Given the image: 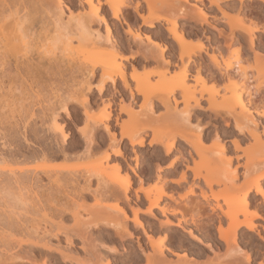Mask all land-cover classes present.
<instances>
[{
	"label": "rangeland",
	"instance_id": "1",
	"mask_svg": "<svg viewBox=\"0 0 264 264\" xmlns=\"http://www.w3.org/2000/svg\"><path fill=\"white\" fill-rule=\"evenodd\" d=\"M4 1H0V18H6L9 22L20 21L23 32L29 36L30 41L33 38L40 42L39 33H43L47 29H53L57 21H61V24L59 22L58 24L62 27L67 25V16L60 18L55 10L42 8L41 0ZM72 1L78 4V0ZM111 1L119 5H133L130 0ZM202 1L205 3L204 11L208 13L207 17L210 24L198 21L196 15L193 14L194 16L191 15L189 18L178 19V30L185 34L188 49L198 52L202 49L207 51V53H212L217 51L218 46L224 49V37L228 35L229 28L226 23L215 17L216 13L210 12L208 0ZM225 1L228 4L234 3L228 0ZM173 2V0H152L153 4L162 7L161 11L154 14L149 11L147 5L143 2L141 12L146 17L151 16L155 19L174 17L177 10L171 11L163 7ZM189 2L187 6L193 11H198L196 7L198 6L199 8L202 5L201 2L196 0H189ZM66 3L70 6L69 2ZM256 10L259 15L253 19L252 24L248 23L250 27L264 26L263 13L259 12L260 10L258 11V9ZM129 15L135 19L133 21L130 20ZM231 15L237 17L234 12ZM106 19L113 32L115 29L112 23H116L117 30L124 39L123 44L127 48V39L129 37L126 31L136 21L141 24L139 32L143 38L144 35H155V40L161 43L167 54L179 51L177 42L171 38L169 32L165 29V20L161 19L162 21H158L156 23L157 28L147 30L146 26L142 25V20L136 16L131 8H124L123 16L119 22L110 19V17ZM95 28H99L102 33H105L104 25L99 24ZM220 31L224 37L220 36ZM37 36L39 37L38 40ZM256 36L253 46L248 37L244 36L241 38L242 42L238 48V54L243 60V65L250 79L247 84H251L254 93V77L259 70L264 71V48L261 47L260 43V41L264 42V34L257 33ZM235 45L236 42L233 43L234 47L232 49L227 50L225 56L236 55L234 48H237V46ZM54 49L57 51V55L61 56L59 49L56 47ZM1 51L0 54L3 53ZM30 51L32 53L30 52L28 55L29 63L26 62V65H22L19 68L16 67L15 62L12 60L9 61L10 63H5L6 65L3 64L4 60L0 58V258L3 256L1 254L8 253L9 242L13 243L18 240L24 243L29 241V243L33 244L35 246L33 249L35 260L40 262L46 258L49 264L52 262V264H88L93 262L91 260H97L98 258L105 260L106 257H109L107 259L111 261V264H146L144 255L138 249L137 241L144 244L149 237L154 244L159 245L163 241L165 246L170 248L173 253L166 252L168 260L176 262L179 255L187 259L182 264H190L191 262H193L191 264H213L208 261L214 257V251L217 252L218 250L211 241L205 240L196 229H181L173 225L168 227L161 224L167 218L173 224H176L177 220L183 219V216L188 219L192 215L190 213L198 214L196 216L207 224L208 216L206 217L205 215L209 213L208 207L200 204L204 203L200 196L203 181L195 180L192 172L186 169V163L181 159L179 160V157L177 161L174 160L175 166L173 168L170 166L177 150L183 152L187 157V162L192 164V157L197 159V156L193 151H191L193 153L191 158L187 155L191 148L183 141L177 142V150L171 155H167L161 146L156 144L150 146L149 141L145 144V148H132L127 139L122 140L120 136L122 127L120 129V126L118 127L114 120L107 122L111 132H107L103 127L98 128L94 132V143L91 147H88L85 137V134L86 136L88 135L87 132L85 133L86 129H88V127L86 128L88 124L86 113L91 118L102 116L107 111L105 103H107L108 97L106 95H108V92L104 99H100L96 92L90 94L88 97L92 104L85 110L82 104L85 100L86 92H82V89L83 87L86 88V86L82 78L79 77L81 80L77 78L75 83L67 77L60 79L59 76L56 77L57 81L54 78V80H50L51 76L47 75L46 72L48 70L47 66H49L48 58L51 55L41 59L39 51L35 47ZM41 52H44V50L42 49ZM201 55L206 64L209 60L207 54L203 52ZM41 56L44 55L42 54ZM140 60V58L132 60V64L137 65L136 63L140 62ZM176 61L177 59H175ZM51 62L56 65L61 61L59 59L56 62ZM60 64L65 65L66 62H61ZM126 65L130 74L131 64L126 63ZM177 68L167 71L156 67V65L140 67L137 72L138 79L143 80L148 76V80H150L146 87L147 96L149 95L154 99L159 94L160 89L169 84L172 73L173 71H178L179 68ZM36 72H39V74H36ZM35 76H38V80L40 79L39 81H42V84L38 80L39 83L36 81L37 77ZM39 76L42 77V80ZM65 79L66 81H64ZM131 84L133 89H135L136 84L132 81ZM189 85L191 90L188 97L190 99L200 100L204 98L201 100V105L204 109L197 110L196 117L202 127L203 138L207 139L205 145L210 146L206 147H215L214 144L216 143L214 142L213 144L214 139L212 138L218 132L225 139L226 147L229 149H227V153L229 156L233 155L232 163L234 167L238 165V172L241 174L243 171L241 166L244 163V159L239 157L236 160L235 155L239 151L232 145V142H235L236 139L241 144L239 145L244 148L248 144V136L244 135V133H239L235 129L233 121H231V127L226 128L222 119L213 117L215 116L214 112L205 110L208 108L206 99L219 91H223L226 87V80L221 77L217 70L209 71L204 68L201 75L193 71ZM116 87L121 89L122 86L117 84ZM73 92L76 93L74 97ZM129 96V92L124 95L125 101L119 96L112 98L114 103L112 104L113 109L111 112L114 118L121 116L124 121H128L127 116L121 112L120 108L124 102H128ZM254 97L255 100L263 98L264 89L254 95ZM176 98L178 106L181 108L182 104L180 101L182 100L180 95L177 94ZM132 101L138 104V109V106L143 103V97L135 95V99ZM65 104L68 108L67 113H64ZM218 108L221 109L220 107ZM155 110L158 115L164 111L162 106L156 102ZM54 114L58 115V122L61 126L63 125L64 131L68 135L69 139L66 143L62 139L55 137L52 129ZM156 118L157 115H154V117L150 118L151 120L145 118L144 122L127 123L123 129L153 127L162 132H172L173 127L167 123L156 122ZM197 121L195 122L194 119L193 123L197 124ZM148 134L147 139H149L151 132H148ZM114 139L119 142L121 156L115 157L113 153L112 160L116 159L123 163V168L127 169L133 178V188L129 196V203L122 196H113L102 183L101 185L99 184L92 173L93 168L105 155V151L110 149ZM212 145L213 147H211ZM136 155L139 158L138 163L135 161ZM181 173H185L187 176L188 184L185 183L182 188L178 189L170 184L174 180L177 181ZM158 175L165 178V189L171 193H169L170 195L174 196L173 200H166L167 202L165 203H169L168 205L171 208L178 209V213L164 215L159 209H155L153 215L147 214L148 200L144 194H138L137 191L142 183L143 186L149 187L150 178H156ZM242 181L243 179L238 183V186H242ZM193 183L198 184L197 187H193L195 188V194L190 195L191 197L188 198V201L187 199H181V196L188 189V185H193ZM253 197L254 194H252V199ZM257 199L259 202L256 203L255 207L260 211H258L260 214H264V200L261 198ZM116 204L126 210L130 219L133 211H137L141 221H143V228H136L137 230L134 229L133 223L130 220L128 221L130 231L133 234L132 237L121 239L117 236L115 228L109 223L94 221L88 216L89 212H100L104 208H107V211H111V207ZM78 211L83 215L82 219L86 221L85 225L83 223L82 226H77L74 216ZM206 224L205 227L207 228L205 231H210L214 238L217 239L218 222L215 220ZM189 230L193 231L194 236L189 235ZM243 232L247 233L244 230ZM164 235H166V241L164 240ZM239 242L243 243L242 249L250 253L253 256V260H256L260 254L264 255V242L260 239L248 241V239L241 238ZM97 256L99 257L97 258ZM219 256H221L220 260L214 264H220L222 261L230 259L229 253L224 248L220 251ZM260 262L261 260H257L254 264H259Z\"/></svg>",
	"mask_w": 264,
	"mask_h": 264
},
{
	"label": "bare ground",
	"instance_id": "2",
	"mask_svg": "<svg viewBox=\"0 0 264 264\" xmlns=\"http://www.w3.org/2000/svg\"><path fill=\"white\" fill-rule=\"evenodd\" d=\"M173 1V3H169L163 7L171 11L177 10L176 15L165 19H163L164 17L155 19L151 16L146 17L141 12L143 2L152 14L161 11L162 7L153 4L152 0H130V2H133L132 6L131 4H114L111 0H78V4H75L72 0H41L42 8L55 10L60 18L67 16V25L62 27L58 24L59 21L54 20L57 23L55 22L56 25L53 29L45 28L47 30L43 31V33L38 32V36L42 41L40 39V42H37L33 38L30 41L29 36L23 32L20 21L14 20L9 22L6 18V20L0 18V50L3 51L0 54V58L4 60L3 64L12 60L15 62L16 67L19 68L22 65H26V62L29 63L30 59L28 55L34 47L39 51L41 59L46 58L47 55H51L48 58L49 66H47L48 70L46 72L47 75L51 76L50 80L54 78L57 81L56 77L59 76L60 79L67 77L75 83L77 78H82L86 86V88L83 87V91L81 90L82 92H86L85 100L82 104L85 110L92 104V101L88 97L90 94L96 92L100 99H104L108 92V95H106L108 97L107 103H105L107 111L102 116L91 118L86 113L88 123L86 128L88 127V129H86L85 133L87 132L88 135L84 134L88 147H91L94 143V132L98 128L103 127L107 132H111L110 126L107 124L110 120H114L116 125L120 126V129L122 127L120 136L122 140L127 139L132 148H145V144L149 141L150 146L153 144L161 146L167 155H171L177 150L178 141L185 142L191 148L187 155L191 158L193 156L191 151H193L197 159L192 157V164H189L186 155L177 150L170 166L173 168L176 164L174 160L177 161L179 157V160L181 159L186 163V169L192 172L193 178L203 181L200 196L204 203L200 204L208 207L209 213L205 215L206 217L208 216L207 224L215 220L218 222V236L215 239L210 231H205L207 228L205 227L206 223L196 216L198 214L190 213L192 215L188 219H185L183 216V219L177 220L176 224H173L167 218L161 224L168 227L173 225L181 229L194 228L202 234L201 236L205 240L211 241L218 251L215 252L211 248L214 251V257L209 259V263L214 264L218 262L221 258L219 253L224 248L229 253L230 259L224 260L220 264H254L257 260H261L259 264H264V255L260 254L256 260H253V256L242 249L243 243L239 242L241 238L248 239V241L260 239L264 242V214H260V211L255 207L256 203L259 202L257 198L264 200V97H261L259 100H255L254 97V95L264 89V71L259 70L254 77L253 89L255 90V94L252 91L251 84H247L250 79L243 65V60L238 54V48L242 42L241 38L244 36L248 37L253 46L257 37L256 34H264V26H248V23L252 24L253 19L259 15L256 9L263 13L262 20L264 21V0H228L229 2H234L233 4H228L225 0H208L210 12L216 13L215 17L226 23L229 28L226 37L223 36L221 31L219 33L220 36L222 35L225 38L224 49L218 46L217 51H213L212 53H207V51L202 49L199 52L188 49L185 34L178 30V19L189 18L191 15H196L197 20L200 22L209 23L208 13L204 11L205 3L202 0H196L202 4H200L199 8L198 6L196 7L198 12L189 9L187 6V3H190L189 0ZM66 2H69L70 6ZM124 8H131L136 16L142 20V25L146 26L147 30L157 28L156 23L161 19L165 20V29L169 32L171 38L177 42L179 51L167 54L166 49L161 43L155 40V35H144L143 38L139 32L141 24H138L136 21L126 31L129 37L127 39V48L123 44L124 39L117 30L116 23H112L115 29L113 32L106 19L110 17V19L119 22L123 16ZM233 12L237 14V17L231 15ZM129 19L133 21L135 18L129 15ZM99 24L105 26V33H102L99 28H95ZM235 42V46H237V48H234L236 55L231 57L225 56L227 50L234 47L233 43ZM260 43L261 47L264 48V42L260 41ZM55 47L59 49L61 56L57 55ZM42 49L44 52H41ZM203 52L209 58L208 64H205L203 61L201 55ZM42 54L44 56H41ZM255 55L257 56V54ZM58 58L61 62H66V64L62 65L60 64L61 62L56 65L52 64L51 61L56 62L59 60ZM138 58L141 59L140 62L136 63L137 65L132 64V60ZM175 59H177L176 62ZM126 63L131 64L130 74L128 73L129 68ZM147 65H156V67L167 71L175 67L179 68H177L178 71H173L169 84L160 89L159 94L154 97L155 100L149 95L147 96L146 87L150 83L149 77L147 76L148 78L146 77L143 80H139L137 77L138 69ZM204 68H207L209 71L213 69L217 70L221 77L226 80V87L223 91H219L206 99L208 108L205 110L214 112L215 116L213 117L222 119L226 128H230L231 121H233L235 129L239 133H244V135L248 136V144L244 148L240 146L241 144L236 139L235 142H232V145L239 151L235 155L236 160L239 157L244 159V163L241 166L243 169L241 174L238 172V165L234 167L232 163L233 155H228L225 139L218 132L212 138L214 139L213 144L214 142L216 143L214 144L215 147L207 148L210 146L205 145L207 139L203 138L202 127L196 117L197 110L204 109L201 105V100L204 98L193 100L194 98L190 99L188 97L191 90L189 81L193 71L201 75ZM39 72H36V74H39ZM35 77L34 79L37 81L38 76ZM40 78L42 80V77ZM131 81L136 84L135 89H133ZM117 84L122 86L121 89L116 87ZM127 92H129L130 99L128 102H124L120 108L121 112L128 118V121H124L121 116L114 118L111 112L113 109L112 104L114 103L112 98L119 96L124 100V95ZM74 94L76 95V93L73 92V97ZM177 94L180 95L182 100L180 101L182 104L181 108L178 106ZM135 95L143 97V103L138 106V109V104L132 101L135 99ZM155 102L164 109L160 115L156 113ZM64 108V113H67L68 108L66 104ZM154 115H157L156 122H161V124L167 123L173 127L172 132H162L153 127L123 129L127 123L144 122L145 118L150 119ZM57 116V114H54L53 117V132L55 133V137L62 139L66 143L69 138L64 131L63 125L61 126L58 122ZM194 119L195 122L197 121V124L193 123ZM148 132H151L149 139L146 138L149 135ZM120 152L119 142L117 139H114L113 144L110 145V149L105 151V155L93 168L92 173L97 178L99 184L101 185L102 183L113 196H122L129 203V196L133 188V178L129 174V171L123 168V163L116 159L112 160V154L114 153L115 157H118L121 156ZM135 161L136 163L139 161L137 155ZM179 177L178 180L176 179L177 181L174 180L175 182H171L172 184L170 185L178 189L182 188L183 184L187 183V176L185 173H181ZM241 178L243 179L242 186H238V183L242 180ZM164 181L165 178L158 175L156 178H150L149 187L143 186V183L140 184L137 193L144 194L147 198L149 203L147 214L149 215H153L155 209H159L164 215L179 212L178 209L171 208L168 205L169 203H165L167 202L166 200H173L174 196L166 191ZM197 185L196 183L188 185L189 187L186 189L185 194L181 196V199H187L188 201V198L191 197L190 195L195 194V188L193 187H197ZM252 194H254L253 199ZM88 216L91 217V220L109 223L115 228L117 236L121 239L133 236L128 225L129 220L133 223L135 230H137L136 228H143V221H141L138 212L134 210L130 219L126 210L119 204L111 207V211H107V208H104L100 212L91 211L88 213ZM74 217L77 226H82L83 223L84 225L86 224V221L82 219L83 215L79 211ZM243 230L247 233H244ZM189 231V235L194 236L193 231ZM146 236L148 237V235ZM165 236L164 240L166 241ZM11 243L9 242L10 247L6 248L9 250L8 253L1 254L3 256L1 257L2 259L0 258V264H49L46 258L40 262L35 260V256L33 255L35 246L29 243V241L24 243L17 240ZM137 246L144 255L146 264H182L187 260L185 257L179 255L176 262L168 260L166 252L173 253L170 248L165 246L163 241L159 245L154 244L149 237L144 244L137 241ZM69 259L71 260V258ZM106 259H94L91 260V262L93 261L92 263L88 264H111V261Z\"/></svg>",
	"mask_w": 264,
	"mask_h": 264
}]
</instances>
